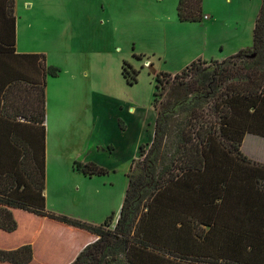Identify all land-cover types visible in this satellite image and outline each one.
<instances>
[{
    "label": "trees",
    "instance_id": "trees-1",
    "mask_svg": "<svg viewBox=\"0 0 264 264\" xmlns=\"http://www.w3.org/2000/svg\"><path fill=\"white\" fill-rule=\"evenodd\" d=\"M15 12L0 0V264H264V163L242 151L248 133L264 136V0L252 48L212 70L199 58L157 74L153 140L139 171L133 159L114 227L113 213L95 224L47 209L46 83L60 69L17 52ZM177 12L200 22L203 0ZM123 73L136 83L139 72Z\"/></svg>",
    "mask_w": 264,
    "mask_h": 264
},
{
    "label": "rangeland",
    "instance_id": "rangeland-1",
    "mask_svg": "<svg viewBox=\"0 0 264 264\" xmlns=\"http://www.w3.org/2000/svg\"><path fill=\"white\" fill-rule=\"evenodd\" d=\"M178 4L179 0H16L21 45L29 43L62 72L49 86V145L72 163L71 169L61 164L51 169L48 194L50 205L58 207L54 211L95 224L113 213L114 227L133 159L139 158L134 163L139 171L153 140L157 74L181 72L199 58L212 70L213 60L253 47L261 0H203L200 22L180 21ZM125 63L129 78L139 72L136 83L125 77ZM169 88L180 97L185 94L178 84ZM70 91L79 99L80 115L74 129L66 132L53 107L65 103ZM252 138L245 140V152L264 155V145ZM74 161H94L109 174L87 177L73 170ZM60 190L74 199L60 198Z\"/></svg>",
    "mask_w": 264,
    "mask_h": 264
},
{
    "label": "crops",
    "instance_id": "crops-1",
    "mask_svg": "<svg viewBox=\"0 0 264 264\" xmlns=\"http://www.w3.org/2000/svg\"><path fill=\"white\" fill-rule=\"evenodd\" d=\"M261 3H262V0H261ZM260 7H261V5H260ZM206 15L208 16L207 17L208 19L211 17L210 14H208V13H206L205 16ZM241 49H243V48H241ZM16 50H17V52H20V53H41V52H38V50L32 49V47H30L29 43H24L23 45H21L20 40H19V36H18V24H16ZM46 59H47V63L49 65L55 66L50 62V60L48 58H46ZM60 73H62L61 69H60ZM60 73L57 77H49L50 79H52V81L49 82V78H48L47 83H46V121H45V125H46V129H47V179H46V188H45L44 194L46 196L47 209L50 211L58 210V209H56L58 207H55L57 205H54V203L52 205H50V202H49V194H48L49 185H48V183H49V176L51 173V169L52 168H59L57 164H61L65 169H71V163H72L71 159L59 157L57 152H56V149L54 147L50 148V145H49V136H50V132H49L50 131V119H49V116H50V106H51V93H50L49 86L51 85V83L53 81L61 79L62 74H60ZM64 97H65L66 102L65 103L61 102L60 104H56L55 107H53V111H55L59 115L56 118V121H57L59 127L62 128L64 131L69 132L70 130L74 129L75 125L79 121V115H80L79 99L77 101V97L75 98L73 96L72 91H70L69 93H65ZM53 106H54V104H53ZM119 125H121V122L119 123ZM124 126H125V123H124V125L122 124L120 127L124 130V128H125ZM248 136H252L253 137L252 139L254 141H256L257 143L263 144V145H264V136H261L258 134H253V133H248L245 136V139H244L243 144H242V149L248 157H250L251 159H253L255 161L264 163V155L261 156V155H258L256 153L245 152L244 143H245V140L247 139ZM68 139L66 138V140H65L66 144L68 143ZM260 144H258V145H260ZM73 170L76 171L74 168H73ZM107 175H104V176H107ZM92 177H103V176H92ZM92 177H90V178H92ZM58 195L62 199L63 198H66L68 200L74 199V195L71 194L70 192L67 193L66 191L63 192L60 190L58 192ZM54 212H58V211H54ZM58 213H60V212H58ZM62 214H64V213H62Z\"/></svg>",
    "mask_w": 264,
    "mask_h": 264
},
{
    "label": "built area",
    "instance_id": "built-area-1",
    "mask_svg": "<svg viewBox=\"0 0 264 264\" xmlns=\"http://www.w3.org/2000/svg\"><path fill=\"white\" fill-rule=\"evenodd\" d=\"M208 17V16H207Z\"/></svg>",
    "mask_w": 264,
    "mask_h": 264
}]
</instances>
